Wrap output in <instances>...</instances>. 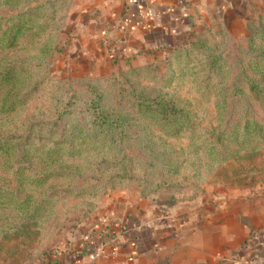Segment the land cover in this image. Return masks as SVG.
<instances>
[{"label": "rangeland", "instance_id": "obj_1", "mask_svg": "<svg viewBox=\"0 0 264 264\" xmlns=\"http://www.w3.org/2000/svg\"><path fill=\"white\" fill-rule=\"evenodd\" d=\"M75 5L0 0V264L46 262L117 191L248 210L264 189V0L187 44L93 66L76 58Z\"/></svg>", "mask_w": 264, "mask_h": 264}, {"label": "crops", "instance_id": "obj_2", "mask_svg": "<svg viewBox=\"0 0 264 264\" xmlns=\"http://www.w3.org/2000/svg\"><path fill=\"white\" fill-rule=\"evenodd\" d=\"M245 2L75 0L76 58L93 66L111 56L152 57L201 30L244 20ZM211 202L205 194L174 200L117 191L45 264H245L240 248L252 228L260 232L254 264H264V189L248 210L242 199L231 208L227 200L216 209Z\"/></svg>", "mask_w": 264, "mask_h": 264}, {"label": "trees", "instance_id": "obj_3", "mask_svg": "<svg viewBox=\"0 0 264 264\" xmlns=\"http://www.w3.org/2000/svg\"><path fill=\"white\" fill-rule=\"evenodd\" d=\"M0 146H1V143H0ZM95 250V249H94ZM46 259V258H45ZM42 264H45V261L42 263Z\"/></svg>", "mask_w": 264, "mask_h": 264}]
</instances>
